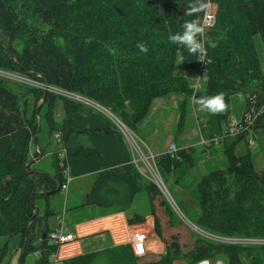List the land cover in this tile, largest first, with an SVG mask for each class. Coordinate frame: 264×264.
<instances>
[{
  "label": "trees",
  "instance_id": "obj_1",
  "mask_svg": "<svg viewBox=\"0 0 264 264\" xmlns=\"http://www.w3.org/2000/svg\"><path fill=\"white\" fill-rule=\"evenodd\" d=\"M189 3L190 0H0V70L19 72L34 81L83 96L131 128L168 84L174 85V93L187 97L223 91L228 108L215 115L223 126L229 114V99L240 95L245 106L242 115L249 113L251 121L246 124L241 115L234 133L224 127L217 140L203 143L206 147L221 144L226 169L211 170L200 177L194 185L196 218L183 215L211 234L264 238V169L253 168L246 141L247 135L254 136L257 129L264 128V76L253 41L254 36L264 38V0H210L209 11L215 22L206 31L216 47L208 48L204 62L168 39L170 34L181 31L185 20L196 18L185 15ZM138 42L147 46V53L136 47ZM181 56L185 57L183 62ZM177 62L196 71L193 78L196 85L200 81L199 89L175 72ZM199 64L204 70L203 79L197 74ZM42 92L40 88L25 90L31 102L27 115L25 96L12 91L0 77V237L17 235L20 257L38 246L44 248L33 264H43L49 250L45 244V216L35 212L34 199L60 189L65 178L62 167L66 165L63 161L57 172L48 174L33 166V161L29 163L30 139L38 128L35 115L39 101L46 103L43 116L48 132L57 133L61 142L74 132L114 133L122 141L109 118L102 128L73 125L72 113L81 104L65 97L59 98L63 116L56 123L52 116L54 96L46 90L41 100ZM124 100L130 109H125ZM53 124L56 129L52 133ZM230 134L233 136L227 137ZM241 139L246 148L237 152ZM65 151L66 157L97 153L83 146ZM53 153L58 162L56 151ZM190 153L188 147L180 148L177 158L160 153L156 157L157 169L170 174L182 163L191 166ZM140 178L144 177L130 161L104 168L84 194L83 204L123 209L137 192L143 191L153 232L163 244V252L134 256L128 246L107 247L71 257L63 264H96L98 260H104V264H173L175 260L195 264L201 259L220 257L226 264H264V243H226L200 235L175 217L154 183H142ZM128 221L142 223L143 218L134 213ZM36 223L38 228L33 233ZM4 248L5 243L0 246V262Z\"/></svg>",
  "mask_w": 264,
  "mask_h": 264
},
{
  "label": "rangeland",
  "instance_id": "obj_2",
  "mask_svg": "<svg viewBox=\"0 0 264 264\" xmlns=\"http://www.w3.org/2000/svg\"><path fill=\"white\" fill-rule=\"evenodd\" d=\"M215 22V21H214ZM214 24V23H213ZM212 24V26H213ZM211 27V26H210ZM254 38L257 50L259 55H261L260 49V40L259 37ZM113 48V46H112ZM175 72L177 74L186 76L189 79V84L195 83V70H188L182 67L178 62L176 63ZM11 74L1 75L0 77L4 78L10 89L14 92L20 94V96H25V109L27 115L30 114L31 102L28 95H25L24 92L27 89H42L34 80L27 75H24L19 72H9ZM19 76V77H18ZM21 77V78H20ZM194 77V78H193ZM193 79V82H191ZM200 81L198 82L199 85ZM191 84V85H192ZM195 85L194 89L198 87ZM193 87V86H192ZM200 87V85H199ZM198 87V89H199ZM165 91L157 97H154L149 106L144 109V112L140 114L138 120L133 123V127H129L126 123L122 121L123 124H126L127 128L130 129L133 134L140 139L143 144L148 147V149L156 156L160 153L166 152L169 145H174L176 149H184L186 147L190 148L191 153L190 157L192 159V165L187 166L182 163L170 174H163L158 168V175L161 181L164 183L170 198L176 208L173 210L175 217L185 222L190 228H193L192 225L185 219L183 214H186L190 219L194 220L198 212L196 193L194 185L200 179V177L211 171V170H225L226 161L222 153L221 144L215 145L214 147H206L203 145L207 140H217L221 135V131L226 127L227 131H230V128H233L240 119L242 115V110L244 109V100L240 95H234L229 99V114L226 119V125L223 126L217 122L214 115L213 120L211 114L207 112L199 111V106L192 103V97L184 95L182 93H174V85H166L163 88ZM44 90V89H42ZM54 96L53 103V120L57 123L58 120L63 116V110L61 105L60 97H65L59 94L57 91L49 90ZM178 92V91H177ZM83 97V96H82ZM72 101L75 100L74 97H65ZM85 98V97H83ZM39 106L35 115V122L38 127V132L35 138V145L32 142L33 136L30 139L29 145V158L32 161H37L36 167H39L46 171L57 172L60 165V162H56L55 155L53 153L54 149L57 148L58 138L54 134L48 132L49 127L44 120V111L46 108V103L39 101ZM125 109H130V106L127 104V100H124ZM82 104V102H80ZM130 113V112H129ZM128 113V114H129ZM115 116V115H114ZM243 116V115H242ZM117 117V116H116ZM118 118V117H117ZM130 119V117H128ZM244 118V117H243ZM52 123V122H51ZM40 129V131H39ZM56 129L55 124L52 125L51 132ZM264 128H260V130ZM258 130V129H257ZM54 132V131H53ZM52 132V133H53ZM256 131L254 136L247 135V140H254L253 143L248 144V149L251 156L255 161L263 160L262 165L264 166V132H262V141L261 135L257 136ZM233 135H228L231 137ZM257 136V138H256ZM260 136V141L259 137ZM246 139V138H245ZM202 141V142H201ZM250 143V142H249ZM142 147V145H140ZM246 148L243 139L236 146V151H244ZM177 150V151H178ZM157 166V165H156ZM264 167H261L263 170ZM142 183L151 182L150 179L144 177L140 178ZM144 181V182H143ZM176 183H175V182ZM167 195V194H166ZM49 197L40 198V196L35 197L34 203L36 206H43L44 200L47 199V202L50 207L56 205L61 207L63 205V192L58 190L55 193L48 195ZM146 195L144 192L140 191L135 200V205L142 206L145 201ZM165 199V198H164ZM166 200V199H165ZM61 201V203L59 202ZM167 201V200H166ZM46 202V201H45ZM168 203V202H167ZM169 205V204H168ZM170 206V205H169ZM58 207V208H59ZM171 207V206H170ZM173 207V206H172ZM173 209V208H172ZM61 214V212L59 213ZM58 214V215H59ZM188 219V218H187ZM189 220V219H188ZM52 219H48V226H51ZM50 222V223H49ZM142 226V225H141ZM138 227V226H137ZM135 227V228H137ZM146 230V229H145ZM194 231V229H192ZM243 238V237H237ZM237 240L234 242H239ZM5 243L4 252L2 255V261L0 264H33L37 260V256L28 252L20 257V248L17 246L18 236L11 235L8 237H0V246ZM130 243V242H129ZM241 259L244 262H247V259L244 256H241ZM214 264H226L225 260L220 257V259H214ZM179 262H176V264Z\"/></svg>",
  "mask_w": 264,
  "mask_h": 264
},
{
  "label": "crops",
  "instance_id": "obj_3",
  "mask_svg": "<svg viewBox=\"0 0 264 264\" xmlns=\"http://www.w3.org/2000/svg\"><path fill=\"white\" fill-rule=\"evenodd\" d=\"M255 37H253V41ZM259 40L261 55H259L255 41L254 47L261 73L264 76V38H259ZM211 116L215 120L214 115L211 114ZM106 121L107 117L103 113L85 104L77 106L71 118L73 125L89 129L102 128ZM258 130L257 136L261 135L262 141L264 130H260V128ZM258 138L260 141V136ZM57 143V148L54 149L57 154L61 147L70 149L83 146L94 148L97 151V153L87 156L65 157L66 174H63V177H66L68 181L64 189H59L63 192L64 199L61 210L58 202L50 207L47 199L44 200L43 206H36L34 203V210L37 215L39 217L45 216L44 222L47 230L55 228L57 219L61 218L62 230L73 235L71 240L61 243L57 247L59 258L62 261H67L79 254L102 250L107 247L117 248L124 245L130 247L131 231L141 225L147 231L145 254L163 252V244L153 232V219L149 214L146 198L142 206H137L134 203L140 191L134 195L129 206L123 209L99 208L91 204H83V196L89 191L98 173L104 168L117 167L130 161V153L126 144L114 133L89 134L86 132L70 133L62 142L58 140ZM250 158L255 170H261V167H264L255 164L257 162V165H262L263 160H258L257 157V161H255L251 154ZM33 162L32 165L36 166L37 161ZM46 172L48 174L52 173V171ZM42 198L44 199V197L38 199ZM59 202L61 203V201ZM60 212L61 214H59ZM134 213L142 216V223L128 221ZM48 219H52L51 226H48ZM36 227L38 228L37 223L35 228L32 229L33 233L36 231ZM17 246L19 247L18 243ZM208 261L209 264L215 263L213 260ZM176 262H179L177 264H186L184 260H175L173 264H176ZM96 264H104V260H98Z\"/></svg>",
  "mask_w": 264,
  "mask_h": 264
},
{
  "label": "built area",
  "instance_id": "obj_4",
  "mask_svg": "<svg viewBox=\"0 0 264 264\" xmlns=\"http://www.w3.org/2000/svg\"><path fill=\"white\" fill-rule=\"evenodd\" d=\"M205 20H206V23L209 25V27L213 24L214 17L210 11H208V13L206 14ZM201 69H202V65L199 64L197 74H199L200 77L202 78V77H204V70H201ZM0 74L1 75H7V74H11V73L0 70ZM11 75H14V74H11ZM34 82L36 84H38L44 90H53V91H57L59 94L65 96V97H70V98L74 97L75 100H79L80 102H82V104H85L87 106H91V107L99 110L107 118H109V120L112 122V124L115 126V128L119 132V134L122 138V141L126 144L128 150H129V153H130V162L133 164V166L135 167L137 172L141 176L150 179L151 182L154 183L156 185V187L158 188V190L161 192L162 196L167 200L168 204L170 203L169 205L171 206V208H173V210H175L174 208H176V206L174 205V203L172 204L168 200V198L166 197V194L169 197H170V195H169L164 183L161 181V179L158 175L159 173H158V169L156 166V156L148 149V147H146L143 144V142L140 139H138L133 134V132L130 129L127 128V126L125 124H123L116 116H114L105 107L95 103L94 101L83 98L82 96L75 94L73 92H70V91L57 89L56 87L48 86V85H45L44 83H40L37 81H34ZM195 85L196 84H194V86ZM243 114H244L243 115V117H244L243 121L246 124L249 123L251 121V115L249 113L247 114V112L246 113L244 112ZM236 127L237 126L235 124L233 126V128H230L229 132L234 133L233 129H235ZM54 136L59 138L57 133H54ZM253 141L254 140H249L248 142H250L249 144H251V143H253ZM140 145H142V147ZM177 150L178 149H176L174 147V145H169L166 153L169 154L170 157L177 158L178 157L177 156ZM57 155H58L57 157H58V160L60 163L65 161L66 151L64 148L61 147L59 149ZM65 169H66V165H64L62 167V173L63 174H66ZM67 181H68V179L65 177L64 181L62 183H60L61 189H64L66 187ZM190 225H192V227H193L191 229H194V231H196L200 235L207 237V238H210L214 241H218V242L244 243V244H246V243H264V238H237V237L219 236V235L208 233V232L200 229L199 227L193 225L192 223H190ZM195 228H197V229H195ZM45 236H46L45 244H46V246H49V250L47 251V255H46V258H45V261L43 264H63L62 259H60L58 256L57 247L61 243H64L66 241L71 240L73 238V235L70 232H64L62 230V219L59 218V219H57V226L53 229L48 230ZM146 238H147V231L145 230V228L143 226H139L137 228H134L131 231L130 248H131V252L134 256H141V255L145 254ZM237 240H241V241L234 242ZM42 249H44V248H41L38 246L33 250L32 253H34L37 257H39L41 255Z\"/></svg>",
  "mask_w": 264,
  "mask_h": 264
},
{
  "label": "clouds",
  "instance_id": "obj_5",
  "mask_svg": "<svg viewBox=\"0 0 264 264\" xmlns=\"http://www.w3.org/2000/svg\"><path fill=\"white\" fill-rule=\"evenodd\" d=\"M209 8L210 0H190L185 15L196 18L185 20L181 25V31L172 33L168 37L170 43L186 49L189 56H198L199 61L202 62L208 55V48L216 47V43L207 37L206 29L209 25L206 23L205 16ZM136 47L143 53L148 52L147 46L143 43L138 42ZM180 59L183 62L185 57L181 56ZM192 103L199 106V111L213 115L222 114L228 108L223 91L212 96H193ZM197 264H209V261L205 258Z\"/></svg>",
  "mask_w": 264,
  "mask_h": 264
},
{
  "label": "water",
  "instance_id": "obj_6",
  "mask_svg": "<svg viewBox=\"0 0 264 264\" xmlns=\"http://www.w3.org/2000/svg\"><path fill=\"white\" fill-rule=\"evenodd\" d=\"M45 95H46V90H43V92H42V96H41V100L44 99ZM37 132H38V128H37ZM37 132L35 133V135H34V137H33V143H34V145H35V138H36ZM29 161H31V160H29ZM169 204H170V203H169ZM20 255H21V253H20Z\"/></svg>",
  "mask_w": 264,
  "mask_h": 264
},
{
  "label": "bare ground",
  "instance_id": "obj_7",
  "mask_svg": "<svg viewBox=\"0 0 264 264\" xmlns=\"http://www.w3.org/2000/svg\"><path fill=\"white\" fill-rule=\"evenodd\" d=\"M166 197L168 198V200L173 204V202H172V200H171V198L169 197V196H167L166 195ZM195 229H197V228H195Z\"/></svg>",
  "mask_w": 264,
  "mask_h": 264
}]
</instances>
